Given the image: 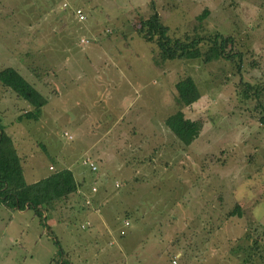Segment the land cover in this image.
Segmentation results:
<instances>
[{"label": "rangeland", "instance_id": "rangeland-1", "mask_svg": "<svg viewBox=\"0 0 264 264\" xmlns=\"http://www.w3.org/2000/svg\"><path fill=\"white\" fill-rule=\"evenodd\" d=\"M152 12L171 34L193 25L231 34L239 67L154 63V43L135 31ZM4 67L46 98L26 118L28 99L0 82V126L24 180L68 167L78 190L45 219L42 208L39 217L0 200V264H251L241 247L249 229L264 238V88L246 98L239 90L244 82L264 87V0H0ZM185 75L199 92L181 108L200 122L188 144L164 123L177 107L174 82ZM235 202L241 215H226ZM261 249L254 264H264Z\"/></svg>", "mask_w": 264, "mask_h": 264}, {"label": "trees", "instance_id": "trees-1", "mask_svg": "<svg viewBox=\"0 0 264 264\" xmlns=\"http://www.w3.org/2000/svg\"><path fill=\"white\" fill-rule=\"evenodd\" d=\"M206 14L207 8L204 7L195 16L197 24ZM135 31L145 41L154 43L153 61L156 64L163 60L199 59L202 62L228 60L234 62L237 68L240 65L241 51L233 49L235 48L233 36L222 33L218 29L204 31L193 25L189 31L171 34L168 26L160 21L157 12H152L146 17L137 19ZM0 80L4 84L13 85L20 91V95L28 99L32 107L25 110L22 115L35 119L46 102L45 96L13 67H4L1 70ZM263 88L261 85L244 82L239 90L240 97L246 98L250 92L257 95ZM174 89V101L177 107L164 118V123L180 142L188 144L197 135L200 122L197 119L185 117L181 108L195 101L199 92L190 75L177 79L174 82ZM261 116L263 118L264 114ZM76 186L77 182L72 170L58 166L34 181H25L20 157L12 139L0 126V200L5 205L23 208L27 202L28 207H32L39 217L42 215L40 210L42 208L45 211L43 216L45 219L47 213L53 208L54 202L66 198L75 191ZM241 213V205L235 202L226 215L239 216ZM249 230L245 231L246 240L240 247L244 254L243 261L254 264L256 257L263 256L261 245L264 243V238H261V241L260 236L253 235ZM59 264H63V260Z\"/></svg>", "mask_w": 264, "mask_h": 264}, {"label": "built area", "instance_id": "built-area-1", "mask_svg": "<svg viewBox=\"0 0 264 264\" xmlns=\"http://www.w3.org/2000/svg\"><path fill=\"white\" fill-rule=\"evenodd\" d=\"M62 5L65 6V3L62 2ZM72 11L75 14V16H76L77 19L81 20V19L84 18V14L82 13V9L80 7H74L72 9ZM63 134L66 135L67 138H70L71 137V135L69 133H67L66 131H63ZM80 163L83 164V165H86L88 167V169L90 171H92V172H94L96 170V165H95L94 161L91 158H89L88 156L81 157ZM49 167H51V166H49ZM95 191H96V186L95 185H91L90 186V192L93 193ZM85 203L86 204L89 203V200H88L87 197L85 199ZM128 224H129V221L126 218H123L121 220V225H120V227L118 229V233L120 235H122V234L125 233ZM171 262L172 263H175V260L174 259H171Z\"/></svg>", "mask_w": 264, "mask_h": 264}, {"label": "crops", "instance_id": "crops-1", "mask_svg": "<svg viewBox=\"0 0 264 264\" xmlns=\"http://www.w3.org/2000/svg\"><path fill=\"white\" fill-rule=\"evenodd\" d=\"M48 165V164H47ZM48 166H50V165H48ZM47 166V167H48ZM48 172H45L42 176H44V175H46ZM42 176H39V175H37L36 176V174H35V177H38V178H40V177H42ZM38 178H35V179H33V180H31V181H34V180H36V179H38ZM31 181H29V182H31ZM76 190H78V187H76ZM80 192H82L83 194H85L83 191H80ZM94 193V192H93ZM90 194L92 195V193L90 192ZM84 196V195H83ZM89 196L90 195H87V198H88V200H89V203H87L88 205H90L91 204V199L89 198ZM86 199V198H85ZM94 204V203H93ZM25 207H28V204H27V202H25ZM91 206V205H90ZM91 208L93 209V211H96L94 208H93V206H91ZM44 214H45V212H43ZM43 214V215H44ZM91 214V213H90ZM129 225V224H128ZM74 253H75V251H73ZM179 253V252H178ZM76 254V253H75ZM62 260V259H61ZM66 264H68V262L66 261Z\"/></svg>", "mask_w": 264, "mask_h": 264}]
</instances>
